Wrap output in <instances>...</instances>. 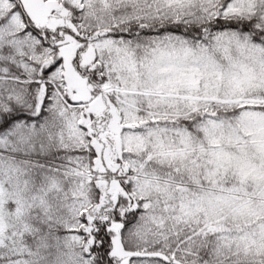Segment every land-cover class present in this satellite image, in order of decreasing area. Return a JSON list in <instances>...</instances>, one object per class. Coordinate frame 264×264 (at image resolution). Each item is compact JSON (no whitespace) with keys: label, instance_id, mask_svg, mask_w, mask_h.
Masks as SVG:
<instances>
[{"label":"snow or ice","instance_id":"snow-or-ice-1","mask_svg":"<svg viewBox=\"0 0 264 264\" xmlns=\"http://www.w3.org/2000/svg\"><path fill=\"white\" fill-rule=\"evenodd\" d=\"M0 264H264V0H0Z\"/></svg>","mask_w":264,"mask_h":264}]
</instances>
